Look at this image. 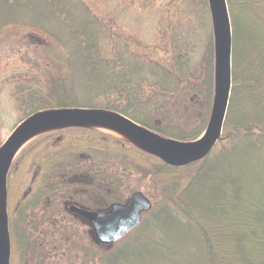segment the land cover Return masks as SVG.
<instances>
[{
    "label": "trees",
    "instance_id": "trees-1",
    "mask_svg": "<svg viewBox=\"0 0 264 264\" xmlns=\"http://www.w3.org/2000/svg\"><path fill=\"white\" fill-rule=\"evenodd\" d=\"M17 2L55 8L52 16L67 26L74 46L68 49L67 42L44 29L52 43L42 47V59L37 49L36 63L13 78L15 96H21L17 111L24 114L20 123L41 111L100 110L172 142L193 143L203 136L217 83L209 0H147L148 11L164 4L159 37L147 43L131 23L128 32L117 33L87 11L85 20L75 22L71 0H0V31L15 25L4 17L10 12L6 6ZM228 9L231 96L223 133L210 155L172 167L95 130L67 127L44 135L31 147L45 148V173L8 220L14 243L23 242L30 225L25 213L40 204L48 207L56 191L70 187L76 176L105 192L111 205L124 204L121 190L138 178L155 201L152 210L115 245L95 240L101 250L90 251L91 264H264V0H228ZM47 59L60 63L46 67ZM128 186L131 195L142 190Z\"/></svg>",
    "mask_w": 264,
    "mask_h": 264
},
{
    "label": "rangeland",
    "instance_id": "rangeland-1",
    "mask_svg": "<svg viewBox=\"0 0 264 264\" xmlns=\"http://www.w3.org/2000/svg\"><path fill=\"white\" fill-rule=\"evenodd\" d=\"M148 2L147 0H71L69 9H71L70 13L75 22L78 23L82 19L85 20L87 11L90 16L96 17V19L106 25V30L116 31L117 33L123 32L122 29L125 30V33L128 32L131 29L129 26L131 23L140 29L141 34L144 36L142 41L147 43L158 39L159 33L157 32L160 22H162L160 16L164 12V4L158 6L156 11L146 10ZM63 4L64 2L60 7V11L64 8ZM6 9L10 12L4 18L9 17V20H13L11 24L15 25L8 26L0 31V141L3 143L17 127L24 123L23 121L22 123L19 122L24 114L17 111L18 102L16 99H20L21 96H15L17 87L13 78L18 74V70H27L33 63H36L37 60L33 59L34 51L38 49V52L42 55V47H48L52 43L49 36L45 34L44 29L50 30L53 34L58 35L62 41L67 42L68 49L74 48L73 44L70 43V38H68L67 26L59 18L52 16L57 11L55 8H49L46 4L39 2L33 3L31 6L17 2L11 7L6 6ZM4 12L7 13L6 10ZM229 17L232 30L230 9ZM74 25L77 24L74 23ZM103 48L110 50L106 45ZM54 49L56 50V48H53V51ZM57 51H63V48L59 47ZM42 57L43 55L40 60ZM59 63V60L47 59L46 67ZM52 69L55 70L57 67ZM55 112L41 111L28 119L39 113L53 114ZM43 136L30 141L18 155L17 161L15 160L13 163L18 162L22 152L27 148L30 149L28 152H24L25 154L19 165L8 177V220L18 208L23 206L20 204L23 198L27 197L26 194L30 191L33 192V182H35L36 177L39 175L38 178L42 179L43 173H45L44 167H41L45 163V148L40 150L38 149L39 146L31 147L34 141ZM41 172H43L42 175ZM128 185L126 184L121 190L122 199H125L124 202L132 196L127 193L126 188ZM136 186H141L142 190L138 192H142L153 206L155 203L154 199L149 192H146L147 189L144 190L143 188L147 185L138 182V178H136L130 182L128 187L134 189ZM97 189V186L93 187L89 184V180L76 176L70 187L56 191L54 202L48 207L40 204L34 210H28L25 214L27 218L29 217L30 225L26 227L23 242H18L17 244L15 241L14 243L11 240V232L9 230L10 264H91L90 251L94 250V252L98 253L101 248L94 246L93 243H96V241L89 224L69 212L68 207L79 202L83 203L79 207L94 208L87 202L97 204L99 206V208H95L99 210L97 212L111 207L109 196L107 197L105 192Z\"/></svg>",
    "mask_w": 264,
    "mask_h": 264
},
{
    "label": "water",
    "instance_id": "water-1",
    "mask_svg": "<svg viewBox=\"0 0 264 264\" xmlns=\"http://www.w3.org/2000/svg\"><path fill=\"white\" fill-rule=\"evenodd\" d=\"M209 3L216 30L217 83L213 114L203 136L193 143L172 142L122 115L100 110H59L40 120L30 121V118L23 121L24 123L17 127L0 147V264H10V233L7 215L8 174L18 157L13 158V156L18 145L38 130L65 122L91 121L132 137L151 150L147 153L158 157L163 163L172 167H185L210 155L223 133L226 111L230 102L232 30L227 0H209ZM151 210L152 203L142 192L133 194L124 204H113L105 212L84 211L78 207H70V211L89 223L94 239L106 247L115 245L136 230L142 223L143 215Z\"/></svg>",
    "mask_w": 264,
    "mask_h": 264
},
{
    "label": "bare ground",
    "instance_id": "bare-ground-1",
    "mask_svg": "<svg viewBox=\"0 0 264 264\" xmlns=\"http://www.w3.org/2000/svg\"><path fill=\"white\" fill-rule=\"evenodd\" d=\"M46 116H48V114L39 113V114L35 115L34 117H32L30 121L40 120V119L45 118ZM72 126L95 130L97 132L111 136V138L113 137V138L119 139L121 141L127 142V143L131 144L132 146H135V147H137V148H139L145 152H151V150L148 147H146L144 144L142 145V143L138 142L137 140L133 139L132 137H130V136H128V135H126V134H124V133H122L116 129H113L111 127L101 125V124H97V123H91V121L90 122H65V123H60V124H56V125H52V126L42 128V129H40V131L38 130L37 132H35L31 136L27 137L25 140H23L18 145V147L14 153L13 158L18 156L21 153V151L26 147V145L28 143H30V141L34 140L35 138H37L39 136L50 134L52 132L59 131L60 129H63L66 127H72Z\"/></svg>",
    "mask_w": 264,
    "mask_h": 264
},
{
    "label": "flooded vegetation",
    "instance_id": "flooded-vegetation-1",
    "mask_svg": "<svg viewBox=\"0 0 264 264\" xmlns=\"http://www.w3.org/2000/svg\"><path fill=\"white\" fill-rule=\"evenodd\" d=\"M31 192V191H30ZM30 192H28L26 195L28 196L29 194H30ZM83 204V203H82ZM87 204H90L91 205V203H88L87 202ZM93 204H95V203H93ZM79 203H74V205H71V206H74V207H78L79 209H82V210H84V211H92V212H97V211H99V210H96L95 208H91V207H79ZM95 205H97V204H95ZM71 206H69L68 207V211L69 212H71V213H73L72 211H70V207ZM110 209V207L108 208V209H106V210H104V211H100V212H105V211H107V210H109ZM18 212V211H17ZM18 214V213H17ZM75 216H77L78 218H80V219H83L84 221H85V219L84 218H82V217H80V216H78V215H76L75 213H73ZM87 222V221H86ZM88 223V222H87ZM89 224V223H88ZM90 226V225H89Z\"/></svg>",
    "mask_w": 264,
    "mask_h": 264
}]
</instances>
